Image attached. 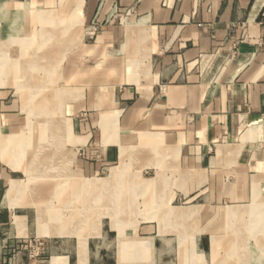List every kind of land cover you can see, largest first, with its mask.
<instances>
[{
	"label": "crops",
	"instance_id": "crops-1",
	"mask_svg": "<svg viewBox=\"0 0 264 264\" xmlns=\"http://www.w3.org/2000/svg\"><path fill=\"white\" fill-rule=\"evenodd\" d=\"M47 44L65 57L45 67L44 84L61 89L21 88L38 85ZM0 54V85L58 96L73 117L69 129L47 103L32 105L48 139L6 151L3 138L28 126L0 89V264L243 260L227 247L231 229L240 236L259 210L206 219L223 207L170 198L264 204V0H0ZM188 228L215 232L168 231Z\"/></svg>",
	"mask_w": 264,
	"mask_h": 264
},
{
	"label": "rangeland",
	"instance_id": "rangeland-1",
	"mask_svg": "<svg viewBox=\"0 0 264 264\" xmlns=\"http://www.w3.org/2000/svg\"><path fill=\"white\" fill-rule=\"evenodd\" d=\"M44 26V24H43ZM31 30L32 31H36L38 32L41 28L39 26V24H37V22L33 21L32 22V26H31ZM53 31L55 30L54 28L52 29ZM29 37V36H28ZM25 44H31V43H34V40H33V36L29 37L28 39H26V41H24ZM54 42L51 43V45L53 44ZM66 41L62 44H58V47L60 49L63 48V46L65 45ZM50 45V46H51ZM50 46L47 44L46 46H42L43 47V51H37V57L39 56V60H40V64H41V69H38L35 71V76L37 77L36 80H38V85L34 84H30V85H25V86H22L21 88H34V89H38V90H41L43 93L44 92H55L56 89L60 90L61 89V86L60 84H44L45 80L47 78H45L47 75H45V67L49 66L50 64V61L53 60L55 61L56 57L54 58L53 55H55V53H52L49 51V48ZM37 48H41L39 46H36ZM32 55L33 53H27V55ZM43 56V58H42ZM65 57V54H63L62 52H58L57 53V68L60 66L63 58ZM51 58V59H50ZM53 63V62H52ZM59 70V69H58ZM16 75H17V72H15ZM56 79V76H53L50 80H55ZM57 80V79H56ZM41 81V82H40ZM52 81V82H53ZM19 85L15 84V85H0V89L1 88H8L10 89V91L12 92L11 95H10V99L14 101V104H13V111L15 113L18 112V110H22V120H25V123L28 127L27 129L25 130V132H20V133H13L14 135H27L28 137L30 135H33L35 137V144L36 146L41 143V141L44 139V140H47L48 139V136L47 138H44L43 134L39 132V130L41 129V127H43V124L41 125V120H43V115L44 113L43 112H39L38 113V116L35 115L33 112H31V109L32 107H37V106H40L44 103H47L48 104V107L50 109V111L52 112H56V115L58 117H62L65 121H67V124L69 126V129H71V125H73L72 123V120H73V117L71 116V110L70 108H66V103H64V100H60V98L58 96H19V93H17L16 89H18ZM50 89V90H48ZM57 90V91H58ZM28 94V93H26ZM63 99V97H62ZM33 105V106H32ZM24 108V109H23ZM40 115V116H39ZM40 121V122H39ZM25 125V126H26ZM68 129V130H69ZM12 137V136H10ZM70 140V139H69ZM5 142V139H3V143ZM43 143V142H42ZM6 144V142H5ZM49 151V150H48ZM55 152V150H54ZM62 154L63 156H66V150L63 149L62 150ZM128 155H137V154H133L131 152L128 153ZM167 168V165H160L159 168L160 169H163V168ZM165 168V169H166ZM174 168V166H173ZM172 174L175 173L174 170H172L171 168V171H170ZM28 174V173H27ZM29 175V174H28ZM174 177V176H173ZM110 197H107V199H109ZM112 202L114 201L113 198H111ZM264 200V198H263ZM170 202H171V205H173L174 203H176L177 205H180V206H184V207H187V206H193V205H198V204H202V203H207V205H213V206H218V207H223V210H219V213H213V212H206V213H201V214H198V217L200 216H203L205 217L206 219H208L209 217H213V216H216L218 219H228V212L227 210H229L231 207H235L237 205H240V206H244V207H247V206H251V208L253 209H256V210H259L258 211H255L253 214H251L252 216H250L249 218L243 220L241 223L239 222V224H243V228H245L244 230H241L240 232L241 233H238L240 234V236L237 235V230L239 229L240 226H237L238 223L236 224H233V230L231 229V233H233V236H234V240L231 241L229 243V245L227 246L228 248H234V247H238L239 249L241 248V252H242V256L244 257L242 261H236L234 260L233 262L236 264H264V204H262V202H252V197H247V198H244V202H240V203H236V202H233L232 200L230 201L229 198L227 200H222L221 202H219L218 204L216 202H212V200L210 198H200V197H187L185 199H175L173 197L170 198ZM255 203V205H254ZM259 203V204H257ZM243 207V208H244ZM222 211H224L222 213ZM227 212V213H226ZM188 215H191V213H189ZM43 216L42 214L39 213V217H38V224L41 225L42 222H43ZM246 225V227L244 226ZM236 227V228H235ZM154 231H157V230H154ZM169 234L171 236V238H176L177 237V233L178 231H180V233L183 235V236H186L188 239L190 238V240H192V238L194 236H197L198 234H201V233H209V232H212L215 230H210V229H200V228H188V229H169ZM219 232H221V234L223 236H227L228 238L226 240L229 241V229H222V230H218ZM183 232H185V235L183 234ZM174 236V237H172ZM256 240V244H254V239ZM257 238V239H256ZM252 239V240H251ZM176 240V239H175ZM252 242V244H250V241ZM220 245L221 243H219V246L217 248V253H218V249L220 248ZM186 249L189 250L190 248V245L189 244H186ZM230 246V247H229ZM192 247V246H191ZM226 247L225 245L221 246L222 248V251H223V248ZM184 246L181 245L180 246V250H183ZM221 250V249H220ZM231 250V249H230ZM248 251H250V253H252L251 255H249ZM168 254L171 256V257H174L176 256L177 252H178V246L177 245H172L170 246V249L168 250ZM229 252V250H228ZM184 263H187V262H184ZM192 264H200L201 262L199 261H193L191 262ZM190 263V264H191ZM229 263V262H228ZM227 262H222V263H218V264H228ZM149 264H153L152 262H150ZM169 264H178V261H170Z\"/></svg>",
	"mask_w": 264,
	"mask_h": 264
},
{
	"label": "bare ground",
	"instance_id": "bare-ground-1",
	"mask_svg": "<svg viewBox=\"0 0 264 264\" xmlns=\"http://www.w3.org/2000/svg\"><path fill=\"white\" fill-rule=\"evenodd\" d=\"M22 26V25H21ZM24 26V25H23ZM60 29V28H59ZM18 30V29H17ZM16 30V31H17ZM1 55V54H0ZM17 64V63H16ZM17 66H19V65H17ZM27 71V70H26ZM26 71H25V73H26ZM22 77V76H21ZM25 78V77H24ZM40 122V121H39ZM3 139H5V142H6V144H5V142L3 143V149L4 150H6V151H8V149H10L12 146H19V145H22V146H25L26 144L28 145V143H29V138H28V136L26 135L25 137H22V138H19V137H16V138H14V136L13 137H4ZM43 156V155H42ZM44 158V157H43ZM43 162H45V161H43ZM42 162V163H43ZM46 167V166H45ZM44 170V169H43ZM32 172V170L30 171V173ZM31 177V176H30ZM39 178V177H38ZM43 179V178H42ZM46 179V178H45ZM31 180H33V179H31ZM39 181H40V179H39ZM35 182V181H34ZM229 213L230 214H234L233 215V217L232 218H234V217H240V215L243 213V211L242 212H236V211H234V210H230L229 211ZM59 220H61V219H59ZM232 251H234L235 252V249H233Z\"/></svg>",
	"mask_w": 264,
	"mask_h": 264
}]
</instances>
